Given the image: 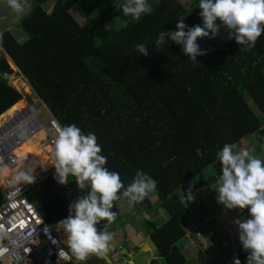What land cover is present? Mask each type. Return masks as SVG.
Returning <instances> with one entry per match:
<instances>
[{
	"label": "trees",
	"instance_id": "16d2710c",
	"mask_svg": "<svg viewBox=\"0 0 264 264\" xmlns=\"http://www.w3.org/2000/svg\"><path fill=\"white\" fill-rule=\"evenodd\" d=\"M31 1L30 11L14 25L26 42L19 44L8 31L0 36V74L13 75L14 66L46 106V117L62 127L75 124L85 135L94 133L107 158L105 167L119 174L125 188L138 170L156 182L157 205L151 193L132 207L140 215L160 208L169 214L166 224L153 229L151 241L166 264H185L176 246L186 237L190 211L182 186L211 165L222 174L217 153L226 144L252 140L258 149L264 146V33L243 52L234 39L215 52L197 42L207 55L193 62L173 41L160 45L159 52L155 42L160 32L176 31L181 18L187 28L199 25V0H148L153 11L138 22L116 9L121 0H55L50 12L45 9L50 0ZM75 6L83 9L81 25L71 12ZM116 22L120 31L108 34ZM137 44L148 47L147 57L136 51ZM90 64H99L101 72ZM23 98L0 81V117ZM197 184L205 185L201 179ZM89 190L81 191L71 175L66 185H58L48 174L28 196L45 222L54 225ZM236 210L243 219L251 218L249 209ZM61 238L65 243L64 232ZM247 256L241 255V263L247 264Z\"/></svg>",
	"mask_w": 264,
	"mask_h": 264
},
{
	"label": "clouds",
	"instance_id": "9594fccd",
	"mask_svg": "<svg viewBox=\"0 0 264 264\" xmlns=\"http://www.w3.org/2000/svg\"><path fill=\"white\" fill-rule=\"evenodd\" d=\"M5 2L11 9V13L15 14V21H19L32 7L31 0H7ZM54 2L55 0H50L46 3L50 4V11ZM114 5L117 10L122 11L125 17H131L137 22L143 15L151 14L153 11L148 0H123L122 3ZM198 7L201 9L200 16L203 26L187 28L185 18L179 19L176 22V31L160 32L155 42L157 52H159L160 45L171 40L180 46L186 57L197 62L198 56L207 55L206 50L200 49L197 40L215 38L221 26L229 32L228 38L234 39L240 46V52L254 48L257 39L264 33V0H199ZM45 9L49 11L46 7ZM80 9L82 14L83 9L81 7ZM217 20L220 21L219 25L216 23ZM12 27L14 28V25ZM6 31L8 30L4 32ZM19 31L24 35L23 41L15 39L19 44H24L27 36L21 30ZM224 46L219 48L223 49ZM136 51L145 57L149 55L145 44H137ZM177 58L179 59L178 56ZM30 105L35 107V104L31 103H27L25 107ZM54 127L56 135L52 165L56 170L52 169L50 173H46L34 182L33 170L26 169L16 175L15 181L35 185L51 174L58 185H66L67 178L71 175L81 191L90 189L86 195L70 203L69 215L58 223V230H62L67 237L65 243L69 249L67 252L61 250L60 255L67 259L70 254L76 262L86 261L90 254L102 258L109 251V242L113 238V233L107 230L116 218V213L112 210L116 209L125 199L130 206L141 203L156 191V182L138 170L133 181L125 188L119 174L105 167L107 158L100 154L101 146L98 145L94 133L85 135L75 124L62 127L57 122ZM44 140L43 142L46 143ZM236 148V144H226L217 153V159L222 164V174L219 170L214 177L215 182L209 183L208 186L211 187L218 183V188L215 190L218 194L217 202L225 209L250 210L251 218H242L234 223L238 226L240 243L248 253L247 264H264V159L253 156L250 150L234 151ZM193 180V185L188 188L206 187V185L198 186L199 179H190V181ZM0 190L2 191L1 186ZM188 193L189 191L185 195ZM150 199L153 205L159 202L157 193L152 194ZM182 199L185 203L183 195ZM192 199L189 193L188 200ZM119 200L122 201L114 207L115 202ZM238 214L240 215L239 212ZM102 221L108 223L104 224L103 229L100 230L97 225ZM234 264H241V262L236 259Z\"/></svg>",
	"mask_w": 264,
	"mask_h": 264
},
{
	"label": "crops",
	"instance_id": "0c3cea01",
	"mask_svg": "<svg viewBox=\"0 0 264 264\" xmlns=\"http://www.w3.org/2000/svg\"><path fill=\"white\" fill-rule=\"evenodd\" d=\"M75 9L79 13L81 12L80 6H75ZM10 15L11 9L8 7L7 2L0 5V34L5 30H11L12 32L15 30L12 26H8ZM199 26L202 27L203 22H201ZM119 31V22L112 24L109 26L108 30H106V32L111 35H116ZM209 36L211 37V33H209ZM23 37L24 35L22 34V38ZM225 37H229V32L221 26L219 34L215 38H210V41H207V38L201 39L209 44L221 47L228 43ZM217 187L218 183L213 184L210 187V192H212L213 195L209 196L212 197L213 201L217 199L218 194L215 191ZM187 191H189L191 196H194L197 187H187V189H182L180 192L181 196L183 195L185 198L184 205L190 210L186 213L187 217L189 215V220H187L188 224L185 228L186 237L182 238L176 244L178 250L185 259V264L192 261H199L200 264H234L236 259H239L241 262V255L246 251L240 243L239 230L236 229V224L234 223L236 220L242 219L237 210L225 209L222 205L216 203L217 200L215 205H213V203H211L212 206H210L209 203L206 207L203 205V210L213 209L212 211H215V213L218 212L216 215H218L219 226L222 227V231L217 230L218 228L215 230V226L212 223L214 215L207 218H201L198 216L199 210L202 209H195L193 206H188L189 201L186 197H188L189 193L185 195ZM112 211H115L119 216L116 215V221H113L107 230L110 233H113L112 240L117 243V246L110 244L109 251L105 256L100 258L95 254H90L87 260L80 262V264H113L115 262H118V264H135V252L149 254V257L147 258L148 264H157L164 260V258L160 256V252L157 250L156 246L151 241V237L154 233L153 229L161 228L170 220L169 214L164 209H159L158 211L153 212V215H150V217H142L134 211L133 207L131 208L130 205H128V202L125 199ZM118 221L121 224V230H123L120 233L117 228ZM107 223V221L101 222L100 225H97L98 229L102 230L104 224ZM55 225L58 226V223H55ZM203 229H206L207 232L203 231ZM126 244H129V250H127ZM65 246L67 247L66 243Z\"/></svg>",
	"mask_w": 264,
	"mask_h": 264
},
{
	"label": "built area",
	"instance_id": "2783aa9c",
	"mask_svg": "<svg viewBox=\"0 0 264 264\" xmlns=\"http://www.w3.org/2000/svg\"><path fill=\"white\" fill-rule=\"evenodd\" d=\"M32 105L16 110L0 124V172H12L18 165L15 149L43 130L45 142L54 147L56 135L52 117L45 124ZM8 177L0 178L3 201L0 205V264H76L70 254L63 258L60 251L66 250L56 225L45 222L40 212L29 199L33 184L18 182L9 184ZM3 186V187H2Z\"/></svg>",
	"mask_w": 264,
	"mask_h": 264
},
{
	"label": "rangeland",
	"instance_id": "374dc122",
	"mask_svg": "<svg viewBox=\"0 0 264 264\" xmlns=\"http://www.w3.org/2000/svg\"><path fill=\"white\" fill-rule=\"evenodd\" d=\"M30 6H31V4H30ZM45 7L50 11V7H51L50 4H46ZM76 7H79V6H76ZM28 10H29V7H28ZM71 12H72V15H73L74 20L79 25L83 24V21H84L83 16H82L81 13H79L75 9V7L72 9ZM14 19H15V14L12 12L11 13V16H9V19H8V24H9L8 26L9 27L10 26H13L15 24V22H14L15 20ZM216 23L217 24H220V21L217 20ZM222 28H224V27L222 26ZM10 32L13 34L14 38L20 40L21 42L23 41L22 34L20 33L19 30H16L15 29L13 32L10 30ZM226 39H227L228 42L231 40L229 38H226ZM207 41H210V38H207ZM97 44L100 45V42L98 40H97ZM8 63H9V65H12L13 66V64L9 60H8ZM91 68L95 69L97 72H101V69H100V65L99 64H91ZM13 71H14V74L12 75L13 78L15 80H19V81L25 83V85L28 88V92H25V90L21 86L20 87L19 86H15V89L16 90H19L20 92L23 93L24 98L22 99V101L25 102L24 103V106L21 107V108H19L18 110L24 108L25 105H27V103H29V104L31 103L30 100H29V98H31L33 101H37V102H33V104L36 103L35 104V108H36V110H38V112H39V110H42L43 107L40 104V102H38L39 99L37 100V97H36L34 91L32 90V88L29 86L28 82L21 75H19L18 69L15 68ZM14 82H12V85H13ZM248 101H249L250 107L253 109V112L256 115L260 116L259 110L256 108V106H254L253 102L249 99V97H248ZM15 112H16V110H15ZM11 115L5 117L2 121H0V124L3 123L4 121L8 120L11 117ZM40 118H41L42 122H44L45 124L49 120V117H46V113L45 112H43L40 115ZM34 141L36 142V141H38V139L36 138V139H34ZM39 143L42 144L41 145L42 148H45V147H48L49 146L52 149V152L51 153L50 152L49 153L47 152V154L44 153L46 155V157H52L53 156V149H54V147L48 145L47 143H44L43 140L39 141ZM258 148H259L258 147V144H254L252 140L251 141H241L240 143L237 144V148L234 149V151H239L241 149L250 150V153L253 156H255L257 158L264 159V146H262L261 149H258ZM53 170H56L55 167L53 168ZM51 171H52V169L50 171H48V172L42 173L39 178H37V179L34 180V182L36 180L42 178L46 173H50ZM217 172H219L218 167L216 165H211V166H209L207 168H203L199 174H195L194 177H193V179H195V180H197V179L200 180L201 179V181H203V183H205L206 187H201V188L197 189V191H195V195L192 196L193 199L191 201L188 200V197H186V199L189 201L188 202V206H193L195 209H202V210H199V215H198L201 218L202 217L203 218H207L209 216H213L214 215V217L212 218V223L215 226L214 229L216 230L218 228L217 230H221L222 231V227L219 226L220 224H219V221H218V215H216V214H218V212L215 213V211H212L213 209L212 210L211 209H209V210H203V205H205V207L208 205V203H209L210 206H212L211 203H213V205H215V202L217 200V199H215V201H213L212 200V197L209 196V195H213V193L210 192L211 191V188L208 186V184L206 182L207 180L210 181V183L215 182L216 179L214 177H216V173ZM11 177H12V175H11ZM57 177H59L58 174H57ZM8 182H9V184L18 183L17 181L15 182V180H12L10 177L8 178ZM193 182H194V180L193 181H190V179H188L187 182L182 186V188L183 189H187L188 186H192L193 185ZM23 183H26V182H23ZM216 203H218V202H216ZM130 207L132 208V206H130ZM156 211H158V210H156ZM113 212H115V211H113ZM116 215L119 216L118 214H116ZM151 215H153V214H151ZM141 216L142 217H145V216H148V215H147V213H143V214H141ZM185 217L187 218V220H189V215L187 217V214H186ZM192 219H194V218H192ZM114 221H116V220H114ZM102 222H104V221H102ZM117 225H118L117 228L119 229V233H120L123 230H121L122 228H121V224H120L119 221L117 222ZM236 229L238 230V226L237 225H236ZM58 231H60V233L63 234V231L62 230H58ZM203 231L207 232L206 229H203ZM109 243L111 245H113V246H117V243L114 242L113 240H111ZM128 245L129 244H126L127 250H129ZM66 249H67V251H69V249L67 247H66ZM135 253H136V257L134 259L135 260V264H148L147 258L149 257V254H145V253H141V252H135ZM155 253H156V250H155ZM73 261H76V260L73 259ZM76 264H80V261L76 262ZM113 264H118V262H115ZM157 264H166V262H164V260H162V261H160V263H157ZM188 264H200V262L199 261H192V262H190Z\"/></svg>",
	"mask_w": 264,
	"mask_h": 264
},
{
	"label": "bare ground",
	"instance_id": "6f19581e",
	"mask_svg": "<svg viewBox=\"0 0 264 264\" xmlns=\"http://www.w3.org/2000/svg\"><path fill=\"white\" fill-rule=\"evenodd\" d=\"M14 69L15 68L13 67V70ZM13 82L14 83L13 85H11V87L15 88V86H19V87L21 86L25 90V92H28V88L25 85V83L15 79L13 80ZM24 103H25L24 101H20L16 103L13 107H11L8 110V112L5 115L0 117V121H2L5 117L14 113L15 110H18L19 108L23 107ZM36 138L38 139V141L35 142L34 139H29L21 147L15 149V154L18 155V160H19L18 165L14 167L12 172H8L7 170H2L0 172V178L9 176L12 180H15L16 175H18L20 171L28 169V170H33V176L35 180L39 178L42 173L48 172L54 168V165H52L54 160L53 156L46 157V155L44 154V153L47 154V152L51 153L52 149L49 146L42 148L41 147L42 144L39 143V141L44 140L46 138L45 131L43 130L39 131L36 134Z\"/></svg>",
	"mask_w": 264,
	"mask_h": 264
},
{
	"label": "water",
	"instance_id": "95a60500",
	"mask_svg": "<svg viewBox=\"0 0 264 264\" xmlns=\"http://www.w3.org/2000/svg\"><path fill=\"white\" fill-rule=\"evenodd\" d=\"M89 15H90V11L87 10V16H89ZM197 42L201 47H203V48L207 47V49L212 51V52H215V51H218L221 49V48H216L212 45H209L206 42H203L201 39H198ZM13 80H14V78L12 75L7 76V75L0 74V81L4 82L6 85H8L10 87L12 85Z\"/></svg>",
	"mask_w": 264,
	"mask_h": 264
}]
</instances>
